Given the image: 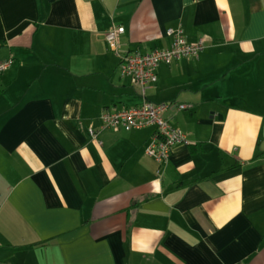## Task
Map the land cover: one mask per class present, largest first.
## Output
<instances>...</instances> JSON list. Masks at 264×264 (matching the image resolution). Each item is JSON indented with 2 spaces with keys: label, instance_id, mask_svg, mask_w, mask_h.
Here are the masks:
<instances>
[{
  "label": "crops",
  "instance_id": "1",
  "mask_svg": "<svg viewBox=\"0 0 264 264\" xmlns=\"http://www.w3.org/2000/svg\"><path fill=\"white\" fill-rule=\"evenodd\" d=\"M118 53L157 67L153 102L188 143L158 163L154 131L103 130L143 97ZM0 264H264V0H0ZM101 142V144L98 143Z\"/></svg>",
  "mask_w": 264,
  "mask_h": 264
},
{
  "label": "built area",
  "instance_id": "2",
  "mask_svg": "<svg viewBox=\"0 0 264 264\" xmlns=\"http://www.w3.org/2000/svg\"><path fill=\"white\" fill-rule=\"evenodd\" d=\"M122 26H112L104 33V39L109 48L116 52L119 58L118 69L121 76L130 79L143 97L138 106L126 107L120 110H103L99 117L96 128L90 126L87 133L91 139L106 129H118L129 131L153 126L154 131L144 148L147 156L156 162L162 163L168 160L170 151L175 144L188 143L184 132L172 125L164 113L170 107L179 110L189 107L188 104H173L170 102H153L145 97L146 89L156 82V70L160 64H169L180 58L197 57L203 50L202 40L188 43L183 36L181 28H169L166 34L171 38L170 45L165 49H154L151 51H132L124 54L118 53L117 44L123 33ZM11 60L0 62V72L5 70ZM101 144L100 141H98Z\"/></svg>",
  "mask_w": 264,
  "mask_h": 264
},
{
  "label": "water",
  "instance_id": "3",
  "mask_svg": "<svg viewBox=\"0 0 264 264\" xmlns=\"http://www.w3.org/2000/svg\"><path fill=\"white\" fill-rule=\"evenodd\" d=\"M262 146H264V141L261 142V146L260 147H262Z\"/></svg>",
  "mask_w": 264,
  "mask_h": 264
}]
</instances>
